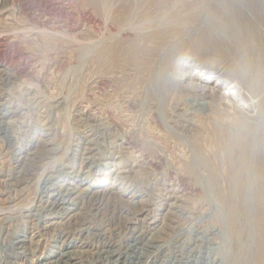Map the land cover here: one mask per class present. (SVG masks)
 I'll return each instance as SVG.
<instances>
[{
  "label": "rangeland",
  "instance_id": "374dc122",
  "mask_svg": "<svg viewBox=\"0 0 264 264\" xmlns=\"http://www.w3.org/2000/svg\"><path fill=\"white\" fill-rule=\"evenodd\" d=\"M85 2L0 0V264H263L256 221L264 215V105L248 117L227 113L238 97L216 104L175 85L173 64L181 50L188 63L224 72L230 82L227 69H238L243 87L264 104V15L247 0H123L119 10L133 13L117 27ZM48 23L56 34L50 41L36 33ZM146 31L171 37L142 71L117 60L87 79L94 55ZM64 32L75 38L58 35ZM207 35L210 52L198 46ZM33 37L37 46L26 42ZM191 40L194 49L185 50ZM86 82L82 100H73ZM198 113L218 116L243 166L232 227L218 175L195 144ZM164 132L178 138L169 151L187 172L168 169L164 139L154 143ZM123 134L143 155L134 174H123L134 163L123 158ZM152 161L157 167L148 168ZM99 181L114 183L115 192L100 203L90 195ZM141 209L147 217L138 216Z\"/></svg>",
  "mask_w": 264,
  "mask_h": 264
},
{
  "label": "bare ground",
  "instance_id": "6f19581e",
  "mask_svg": "<svg viewBox=\"0 0 264 264\" xmlns=\"http://www.w3.org/2000/svg\"><path fill=\"white\" fill-rule=\"evenodd\" d=\"M110 1L111 0H86L85 4H86V6L91 7L98 16H100L103 20H105L104 22L114 23L117 27L124 25L125 21L128 18H130L131 14L133 13L132 10H130L129 6L126 7L124 11H123V9L119 10L123 7V0H116L114 5L111 4ZM149 1L153 2V4H155V5H159L160 3L164 2V0H155V1L137 0V3L140 6L141 5L144 6L147 2L150 3ZM247 3H248V6L250 7V9H252L254 13H256L258 15H264V0H247ZM114 8H116V9L113 10ZM12 14L13 13H11V15ZM9 17H7V18H9ZM12 18H13V16H12ZM139 19L140 18L138 17L137 20H139ZM3 21H6V20H3ZM46 25H48V26H45V24L43 25L44 26L43 29L38 28V30L40 32L37 31L36 33H38L42 37H45L46 40L50 41V37H54L56 34L52 35V33L49 32V30L52 29L49 27V23ZM51 26H54V25L51 24ZM61 27L66 28L67 30L69 29L68 27H66L64 25H62ZM6 28H8V27H6ZM2 30L5 31V29H2ZM34 30H35V28H34ZM34 30H33V32H34ZM4 31H2V32H4ZM25 31H26V33H29V32L31 33L32 28L25 30ZM64 33L65 34L62 33V34H58V35L61 36V38L70 39V40L75 36V35H68L66 32H64ZM0 35H2V33ZM33 35H34V33H33ZM210 36L211 35H209V36L207 35V36H204L203 38H200V40H198L199 41L198 46H200L199 49L201 48L203 50L204 47L207 46V44L212 42V39L210 38ZM170 37H171V33L146 31L143 34H140L139 36H137L131 42V44H128V45H126V44H123V45L113 44V45H111V47L109 49L101 51L92 57V59L90 60V63H89V68H88V72H89L88 76L89 77H87V79H89L90 76L93 75V72L104 73L105 70L106 71L108 70L109 65L111 63L116 62L117 60H119L120 62H124L129 67H134L135 69L142 71L143 67L146 65L147 58L149 56H151L152 54H154L159 47L164 46ZM26 42H27V44H30L32 46H37V44L35 43L34 37L30 40H26ZM195 42L196 41L191 40V41L184 43L185 45L184 46L182 45V46L184 47L185 50L189 49L192 51L191 48H193ZM209 46H211V44H209ZM211 48L213 49V47H211ZM207 49H205V50L207 51ZM189 50H188V53H190ZM208 50H209V52L211 51V49H208ZM183 52L184 51L180 50V52L177 55L178 59H177V61H174V64H173L180 71V73H177L180 75V76H178L179 79H177L178 84L176 83L175 85H181L183 88H186V89L191 87V88H193V90L200 92L202 95L203 94H209L210 97L213 99V101L216 104H217V102L221 101V98L227 99V98H229V96L231 97L232 95H235L236 98L238 97L237 102H236L237 105H235L237 107L234 106V109H233L235 112L225 109L227 111V113H232V114H236V113L239 114L240 113V114H243L244 116H247L248 113L252 112L251 110L260 109L263 107L264 104L262 102H255L256 98L253 97V95H251L249 90H246L243 87L244 81H243L242 77H240V74L238 73V69H234V68L233 69L232 68L227 69L230 72V76L232 73L233 74L232 77L234 78V79H232L233 82L232 81L230 82L228 80L229 76L225 75L224 72L217 73L214 71V69H212L208 65H199V64L193 63L192 61L190 63H188V61H187L188 57L186 54H183ZM214 53H216V52H214ZM214 53L212 52L211 54H214ZM211 54H209V55H211ZM215 58H218V57H215ZM215 58H213V59H215ZM211 60H212V57H211ZM203 64H205V62ZM9 70H10V68H9ZM86 71H87V69H86ZM3 72H5V71H3ZM16 74H17V72H16ZM16 76L14 78H16ZM17 77H20V76H17ZM175 81H176V79H175ZM85 86L88 87V82H86L83 85V88H80L78 90V92H76V94H74L73 100L77 101L76 99H81L83 97L84 88H86ZM134 86L136 87V84ZM176 90L177 89L173 90V92L171 91L172 93H170V95H168L170 97V101H172L176 97ZM178 91L179 90H177V92ZM31 95H33V94H31ZM168 96H167V98H169ZM177 96H178V93H177ZM207 98H209V97H207ZM232 100H234V99H232ZM222 102H225V101H222ZM229 105H228V108H229ZM232 105H234V103ZM210 108H211V106H210ZM221 109H222V107H221ZM211 110H212V108H211ZM212 114H214V113L212 112ZM217 117L212 118V115H205L204 116V115H201L200 113H198L196 116V119H197L196 123L202 127V131H201V134L199 136H195L194 140H195L196 146L198 147L199 152H201L207 158V162L210 163L212 170H213V173L215 172V174L218 175L216 177L217 182H214V183H218V182L220 183V187L222 188L221 191H223L224 198H225V201H226L227 207H228L227 222H228V225L230 227H232L234 225V221H235V220H233V213H234V208L236 206L235 204L237 202V201H235V198L237 196L238 200H241L244 196L243 189L241 188L242 183H243V172H242L243 166H241V164H239L240 162L238 163L236 161L238 151H237V149H235V147L232 148L228 144L227 139L225 140V134H227V132L218 123L219 120H217L218 119ZM215 119L217 120L216 122H215ZM159 138L164 139L163 141L166 143V146L163 147V151L165 152V154H163V155L168 160L169 165H172L168 169L175 168L176 170L183 171V172L184 171L187 172L188 170H190V167H189V169L187 168V166L185 164L186 161L183 160V158L175 159L174 154L172 153L173 152L172 150H174L176 147H178L180 145L178 138L176 136H174L173 134H170L168 132H164L161 134L159 133L157 138H154L155 142L154 141L153 142L155 144H157L156 142H159V140H160ZM118 139H119V137H118ZM120 143H121L120 146H122V147H123V145L126 146V148H123V149H126V151H127L126 154H124L125 156L123 158L126 159V158L130 157L132 159L134 157V161H133L134 163H132L131 165H128L127 168L125 167L123 174L124 175L125 174H134V172L137 169L141 168V166H138V162L136 163V159H138V158L141 159V157L143 155L141 154V152L139 150L137 151L136 148H134L127 141L124 134L120 138ZM170 146L172 147L171 151H169ZM85 152L87 154V152L89 153L90 150L87 149V150H85ZM85 152H83V154ZM263 156H264V152H263ZM128 160H129V158H128ZM123 162H125V160ZM118 166H120L119 163H118ZM147 167L148 168H155V167H157V165L153 162L152 164H148ZM263 170H264V168H263ZM120 173H121V171H120ZM261 173H263V175H264V171ZM101 181L98 182L99 183L98 185H96L97 183L96 184L95 183L90 184V190L92 191L90 193V195L92 197L96 196L97 198H99V201H98L99 203L102 202L101 199L109 198L111 195L115 194V192L113 191L114 188L112 187V185H114V183H112L111 186H108V187L106 186V188H105V186H103V184H101ZM234 184H236V186H237V192L236 193L234 191L235 188L233 187ZM214 185L216 186V184H214ZM221 194H222V192H221ZM144 212L145 211H143V210L140 211L138 213V216H146ZM74 217H75V215H74ZM256 231H257L258 236L261 239L264 238V215L262 212H258V215H257ZM260 244H261L260 250L264 254V242L261 240ZM262 263L264 264V258L262 260Z\"/></svg>",
  "mask_w": 264,
  "mask_h": 264
}]
</instances>
